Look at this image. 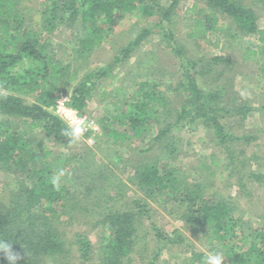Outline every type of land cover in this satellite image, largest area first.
Here are the masks:
<instances>
[{
  "label": "trees",
  "instance_id": "16d2710c",
  "mask_svg": "<svg viewBox=\"0 0 264 264\" xmlns=\"http://www.w3.org/2000/svg\"><path fill=\"white\" fill-rule=\"evenodd\" d=\"M181 1L39 0L26 16L30 7L26 0H0V169L20 178L14 190L9 191V199L0 196V240L11 243L20 253L17 264L67 260L72 251L59 217L71 215L78 208L96 211L92 213L96 217L94 225L101 226L96 249L83 232L76 231L69 239L77 247L75 257L80 264H90L94 250L99 253L95 264H129L133 253L143 260L146 253L141 248H145V237L149 234L143 218L151 217L153 204L163 206L169 215L183 221L201 237H207L208 250H220L224 264H264V218L262 227L256 228L250 221L235 217L232 199L212 191L213 184L209 181L217 173L222 177L225 171L230 176L237 175L239 189L248 196L245 179L264 182V172L251 168L263 159L264 169V158L255 153L247 155L242 148L254 145L260 135L250 130L234 131L252 111L258 112L262 107L245 102L221 105L222 86L205 89L198 83L200 62L188 57L177 45L175 25L180 16L182 29L189 38L196 33L195 26L201 25L203 32L214 34L215 46L220 36L231 29V26L222 28L221 18L234 23L236 32L254 35L262 44L257 45L259 52L247 47L241 59L246 61L255 56L260 61L261 77H264V26H259L256 12L243 0H203V5L194 0L178 14ZM252 1L264 4V0ZM134 11L144 21L156 16L153 26L141 29L106 64L91 65L90 55L101 47L123 14ZM27 17L36 28L26 24ZM59 25L73 38L67 61L57 56L49 41ZM152 31L160 33L163 47L172 49L179 58L176 86L172 87V78L167 76L153 77L154 70L160 68L147 63L145 76L135 83L132 93L124 99L117 98L120 103L116 110L108 109L97 121L102 135L107 136L105 143L122 147L138 141L132 147L140 158L131 165L127 181L118 177L109 163H99L96 156L99 147L88 149L92 155L88 152L81 156L86 162L81 167L71 165V157L58 164L59 154L53 155L41 140H34L14 121L20 119L28 127L40 129L52 144L67 147L73 142L62 134L66 125L52 108L57 95L68 94L72 106L83 111L99 82L108 77L112 81L117 79L118 72L111 76L109 73L120 67ZM223 60L227 58L214 56L209 62ZM114 91L117 94L121 88L115 86ZM228 119L232 120L229 127ZM197 126H202L206 135L223 147L222 155L212 152L206 159L198 158L183 169L176 160L182 140L171 131ZM155 147L158 152L150 153ZM61 169L66 173L63 177L71 178L80 188V191L77 188L82 193L80 203L64 182L58 190L53 187L51 175ZM197 172L199 177L189 179L190 174ZM130 183L133 196L124 199ZM147 228L153 231L156 242L154 258L147 264H152L169 245L186 243L178 229L169 233L155 222H150ZM238 229L239 239L249 240L244 250L231 244ZM206 255L192 246L182 264H203ZM0 264H7L3 253Z\"/></svg>",
  "mask_w": 264,
  "mask_h": 264
},
{
  "label": "rangeland",
  "instance_id": "374dc122",
  "mask_svg": "<svg viewBox=\"0 0 264 264\" xmlns=\"http://www.w3.org/2000/svg\"><path fill=\"white\" fill-rule=\"evenodd\" d=\"M39 0H26L29 4L26 16H29ZM194 0H182L177 8V13L181 14L183 10L191 6ZM199 4H204L203 0H195ZM243 2L251 7L258 16V24L260 27L264 26V4L252 0H243ZM156 16H150L147 20H142L139 17L137 11L131 13H125L118 20L117 24L113 27L111 33L104 39L100 48L95 50L89 57L91 65L102 66L112 59L114 53L129 40L134 38L141 29L145 27H151L155 23ZM175 35L177 45L185 52V54L191 59H195L200 62L198 65L196 77L198 83L205 89H214L217 86H222L224 90L223 100L221 105L232 106L235 103L241 102L248 103L252 107L261 108L258 112L252 111L248 118H246L240 128H234V131L250 130L251 132L258 133L260 137L255 141L254 145L247 146L246 154L255 153L258 156L264 158V77L259 74L260 61L252 56L251 59L242 61L241 55L247 47H254L255 50H259V46L262 44L256 40L254 35H243L240 32L235 31L234 23L229 20L221 18V26L225 28L231 26L230 30L224 32L220 38L217 46L215 43V36L210 31L203 32L201 25L195 26L196 33L192 37H187L185 31L182 29L180 16L176 18ZM32 20L27 17L26 24H30ZM32 28H36L35 24H30ZM57 31L50 35L49 41L55 47V52L60 59L67 61L71 54V41L73 38L69 36L68 31L64 26L59 25ZM259 52V51H258ZM214 56H224L227 61H219L212 64L209 60ZM179 58L174 54L172 49L164 48L161 44V34L158 32L150 33L142 42L135 48L132 55L123 61L120 67H116L112 72L114 74L118 72L117 79L113 81L108 77L105 80L99 82L94 95L91 100L87 103V106L83 109V114L87 117H91L96 121L98 125V131H92L89 129L85 133V138L80 141L73 142L67 147L54 145L52 141L45 139L43 132L39 129L28 127L27 124H23L20 119H14L17 121L19 127L25 130L26 134H30L34 140H41L46 145L53 155L59 154L58 164L63 160L71 157L70 164L81 167L85 165L81 156L85 153H92L89 150L97 149L96 156L101 164L106 165L109 163L113 167L114 173L122 178L128 180L132 171V164L136 162L140 157L136 153V148L132 147L134 144L138 145L137 142H127L125 146H117L113 143H105L106 135H102V128L98 124V117H102L106 114L108 109L116 110L117 98H126L132 93V90L136 88L135 83L142 80L145 76L146 65L151 64L155 69L153 77L160 78L162 75L172 78V87L176 86L177 78H179ZM115 86L121 88V91H114ZM102 93V94H101ZM59 93L57 97L60 95ZM64 94V93H63ZM101 94V95H100ZM68 95V94H67ZM52 105L54 109L55 101ZM234 98L236 101L234 102ZM227 126H231V119H228ZM118 128L121 126L117 124ZM172 134L176 135L182 140L181 148H178L179 155L177 157V163L183 169H186V165L189 162H194L198 158L206 159L208 154L214 152L217 155H222L223 147L216 145L211 139V136L206 135L205 129L202 126H197L196 129L190 128H174ZM151 137V134L148 138ZM90 138V140L88 139ZM110 141V140H109ZM135 141V140H134ZM235 145H238L236 143ZM89 149V150H88ZM86 151V152H85ZM158 152V149L153 148L150 153ZM109 155L110 158L107 156ZM104 156L105 158H103ZM162 156H160L161 158ZM106 158L108 162L106 161ZM112 163H110V161ZM263 159L258 160V163L252 164V170H259L264 172L262 168ZM51 163V162H50ZM57 173H53L51 176L54 177ZM198 176L199 172L190 174L189 179L192 176ZM71 179V178H70ZM61 177L60 184L65 183L70 187L72 195L75 200L80 203L82 199V193L79 192L80 188L77 184L73 183V180ZM20 178L18 175L3 171L0 169V196L4 198L10 197L9 191L14 190V186L17 185ZM211 182V190L221 194L223 196L230 197L234 204L235 217L242 218L245 222H251L253 227H262V219L260 213L264 215V182H255L251 179H245L246 189L250 192V195H246V191L239 189L237 175H228L225 171L222 177L217 173L214 177L209 180ZM128 190L124 193V199L133 196V185L130 183ZM79 191H78V189ZM74 191V192H73ZM100 194V193H99ZM99 196H97L98 198ZM105 197H103L104 202ZM119 203L117 204V206ZM90 205H87L89 208ZM150 213L151 217L143 219L144 229L149 232L148 236L145 237L147 244L145 248H141L146 253V258L141 260L137 253L131 255L132 260L129 264H147L154 258L152 253L153 248L156 247L155 238L153 231L148 229L150 222H155L160 228L165 229L169 233L178 229L183 235L186 243L171 244L169 248L161 250L157 259L152 264H182L185 256L189 254L190 249L195 248L198 251L205 252H220L215 249L214 251L208 250L209 240L207 237H201L200 233H196L193 229L186 225L183 221L176 219L175 217L168 214V211L159 204H153ZM96 211L80 210L76 209L71 215L65 213L61 215L60 224L61 229L65 231V236L68 240L70 252L67 255V260L48 262V264H80L79 260L75 257L77 254L76 245L70 244L69 239L72 234L76 231L85 233L90 240L93 242L94 248L98 246V233L101 231V226H95L94 222L96 217L94 213ZM259 215V216H258ZM248 220V221H247ZM72 223V224H69ZM240 229L237 231V237L232 239V246L237 250H244L248 241H241L239 239ZM94 260L90 264H95L98 250H94ZM224 264V261H223Z\"/></svg>",
  "mask_w": 264,
  "mask_h": 264
},
{
  "label": "clouds",
  "instance_id": "9594fccd",
  "mask_svg": "<svg viewBox=\"0 0 264 264\" xmlns=\"http://www.w3.org/2000/svg\"><path fill=\"white\" fill-rule=\"evenodd\" d=\"M55 114L64 122L66 125L62 129V134L70 141L77 142L82 138H85V133L94 127V122L90 121L86 116L81 115L79 110L72 106L71 100L66 96L58 99L55 106ZM90 140V138H88ZM66 173L61 169L51 179V183L57 190L60 187L61 177L65 176ZM0 253H3L7 264H17V261L21 258L20 253L15 251L11 243L0 240ZM225 257L220 252H210L204 258L203 264H223Z\"/></svg>",
  "mask_w": 264,
  "mask_h": 264
},
{
  "label": "built area",
  "instance_id": "2783aa9c",
  "mask_svg": "<svg viewBox=\"0 0 264 264\" xmlns=\"http://www.w3.org/2000/svg\"><path fill=\"white\" fill-rule=\"evenodd\" d=\"M67 97L68 99H70V97H69V95H67V94H63V93H61L58 97H57V99H56V101H55V105H54V109H55V106H56V102H57V100L58 99H61V98H63V97ZM54 109H53V111H54ZM55 112V111H54ZM80 112V111H79ZM80 114L81 115H84V116H86V114H83L82 112H80ZM87 117V116H86ZM90 121H92V122H94V127L91 129L92 131H98V125H97V123H96V121H94L91 117L89 118V117H87Z\"/></svg>",
  "mask_w": 264,
  "mask_h": 264
}]
</instances>
